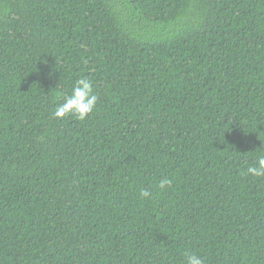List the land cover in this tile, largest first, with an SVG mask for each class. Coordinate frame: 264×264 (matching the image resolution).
I'll return each instance as SVG.
<instances>
[{"label": "trees", "instance_id": "trees-1", "mask_svg": "<svg viewBox=\"0 0 264 264\" xmlns=\"http://www.w3.org/2000/svg\"><path fill=\"white\" fill-rule=\"evenodd\" d=\"M261 155L264 0H0V264H264Z\"/></svg>", "mask_w": 264, "mask_h": 264}, {"label": "clouds", "instance_id": "clouds-1", "mask_svg": "<svg viewBox=\"0 0 264 264\" xmlns=\"http://www.w3.org/2000/svg\"><path fill=\"white\" fill-rule=\"evenodd\" d=\"M98 96L93 91V84L87 77H81L75 80L70 93L64 95V102L59 104L53 112V117L62 119L65 116H74L83 121L92 113L97 105ZM247 175L255 178L264 177V155L258 156L255 164L248 167ZM172 181L168 178H162L158 187L163 190L170 187ZM141 198H149L151 193L143 189L139 193ZM185 264H205V260L196 254L186 255Z\"/></svg>", "mask_w": 264, "mask_h": 264}]
</instances>
